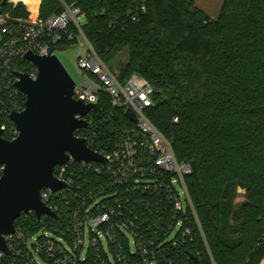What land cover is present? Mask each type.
<instances>
[{
	"label": "trees",
	"instance_id": "1",
	"mask_svg": "<svg viewBox=\"0 0 264 264\" xmlns=\"http://www.w3.org/2000/svg\"><path fill=\"white\" fill-rule=\"evenodd\" d=\"M3 1L5 20L62 11L57 0ZM65 1L83 12L85 35L107 65L127 50L122 81L137 74L153 86L148 116L193 167L187 186L205 235L199 261L261 264L264 0H224L217 19L194 0ZM239 189L246 196L237 206ZM184 251L181 261L194 264Z\"/></svg>",
	"mask_w": 264,
	"mask_h": 264
},
{
	"label": "built area",
	"instance_id": "2",
	"mask_svg": "<svg viewBox=\"0 0 264 264\" xmlns=\"http://www.w3.org/2000/svg\"><path fill=\"white\" fill-rule=\"evenodd\" d=\"M57 1L62 11L43 21L0 18V132L9 142L19 137L11 116L25 110L27 97L18 74L39 77L26 55L57 56L76 46L83 81L74 99L95 109L77 116L86 127L75 135L104 161L70 156L56 166L54 178L65 187L41 193L55 216L24 213L4 236L10 254L0 250V264H187L183 250L199 260L205 235L187 186L193 167L148 116L153 86L137 74L122 81L85 35L83 12ZM4 171L0 166V179Z\"/></svg>",
	"mask_w": 264,
	"mask_h": 264
},
{
	"label": "water",
	"instance_id": "3",
	"mask_svg": "<svg viewBox=\"0 0 264 264\" xmlns=\"http://www.w3.org/2000/svg\"><path fill=\"white\" fill-rule=\"evenodd\" d=\"M25 58L37 67L39 77L32 80L18 74L17 88L27 97L25 110L11 116L19 137L9 142L0 132V166H5L0 179V250L6 254L10 251L4 236L15 232V223L24 213L33 211L38 218L55 216L42 202L41 193L45 188L56 191L65 187L54 178L56 166L66 165L70 156L77 161H104L87 147L85 139L75 135L86 127L77 116L88 115L95 105L74 99L76 82L60 59L32 53ZM127 117L135 120L131 111ZM192 258L195 264H202Z\"/></svg>",
	"mask_w": 264,
	"mask_h": 264
},
{
	"label": "rangeland",
	"instance_id": "4",
	"mask_svg": "<svg viewBox=\"0 0 264 264\" xmlns=\"http://www.w3.org/2000/svg\"><path fill=\"white\" fill-rule=\"evenodd\" d=\"M195 5L201 9L202 11L206 12L207 14H215L214 16H218L224 0H195ZM37 6H40L41 3H36ZM38 8V7H37ZM37 10V9H36ZM36 12V13H35ZM217 13V14H216ZM39 11H34V17L32 20L39 17ZM217 18V17H216ZM77 54H78V48L76 46H69L62 49H59L57 51V56L66 68V70L69 72L73 80L80 84L83 81V74L77 67ZM128 60V53L127 50L122 51L119 53L113 61L108 64L110 69L112 71L118 72V68L120 65H123ZM237 199L236 204L237 206H240L245 201V191L239 189L237 193Z\"/></svg>",
	"mask_w": 264,
	"mask_h": 264
},
{
	"label": "crops",
	"instance_id": "5",
	"mask_svg": "<svg viewBox=\"0 0 264 264\" xmlns=\"http://www.w3.org/2000/svg\"><path fill=\"white\" fill-rule=\"evenodd\" d=\"M195 1V0H194ZM206 13V12H205ZM217 14V13H216ZM220 14V13H219ZM212 19H217L218 16H214L215 14L211 15V14H208ZM217 17V18H216ZM261 264H264V260H262Z\"/></svg>",
	"mask_w": 264,
	"mask_h": 264
}]
</instances>
